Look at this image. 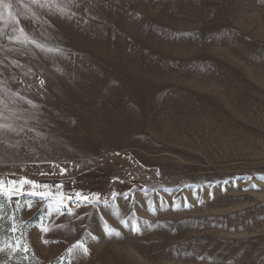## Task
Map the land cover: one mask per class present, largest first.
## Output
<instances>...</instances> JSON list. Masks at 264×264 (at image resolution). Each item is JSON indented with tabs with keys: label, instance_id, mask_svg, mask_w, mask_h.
Masks as SVG:
<instances>
[{
	"label": "rangeland",
	"instance_id": "1",
	"mask_svg": "<svg viewBox=\"0 0 264 264\" xmlns=\"http://www.w3.org/2000/svg\"><path fill=\"white\" fill-rule=\"evenodd\" d=\"M0 264H264V0H0Z\"/></svg>",
	"mask_w": 264,
	"mask_h": 264
},
{
	"label": "bare ground",
	"instance_id": "2",
	"mask_svg": "<svg viewBox=\"0 0 264 264\" xmlns=\"http://www.w3.org/2000/svg\"><path fill=\"white\" fill-rule=\"evenodd\" d=\"M52 138H53V137H52ZM48 143H49V142H48ZM55 144H56V143H55ZM58 144H59V143H58ZM60 144H61V143H60ZM60 144H59V145H60ZM61 148H62V146H56V147H55V151H56V152H60V151H61V153L64 152V149H61ZM79 151H81V150H79ZM81 152H82V151H81Z\"/></svg>",
	"mask_w": 264,
	"mask_h": 264
}]
</instances>
